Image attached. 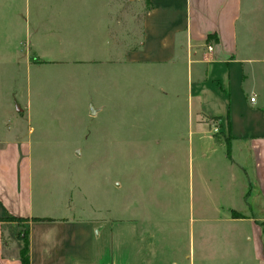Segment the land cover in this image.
<instances>
[{
	"label": "rangeland",
	"instance_id": "obj_1",
	"mask_svg": "<svg viewBox=\"0 0 264 264\" xmlns=\"http://www.w3.org/2000/svg\"><path fill=\"white\" fill-rule=\"evenodd\" d=\"M244 2L248 33L264 39V0ZM147 7L145 0H0V92L31 109L41 167L36 204L120 202L124 193L135 218L141 191L156 198L160 222H221L225 206L239 204L234 185L225 187L234 172L242 168L253 185L250 155L233 143L231 168L218 120L197 114L191 142L157 141L161 125L185 117L179 93L164 91L174 83L183 89L186 69L171 83L170 67L145 68V79L123 65L141 41ZM171 102L178 110L170 115Z\"/></svg>",
	"mask_w": 264,
	"mask_h": 264
},
{
	"label": "crops",
	"instance_id": "obj_2",
	"mask_svg": "<svg viewBox=\"0 0 264 264\" xmlns=\"http://www.w3.org/2000/svg\"><path fill=\"white\" fill-rule=\"evenodd\" d=\"M145 1L141 41L123 65L145 79V68L170 67L171 83L186 69L183 89L174 83L164 91L179 93L185 117L161 125L157 141L191 142L194 114L217 119L230 148L226 162L236 169L233 143L247 151L253 185L242 168L234 172L225 187L234 185L239 204L226 205L221 222H160L156 198L141 191L135 218L124 193L120 202L36 204L41 167L32 155L31 109L0 92V264H23V231L28 264H264V39L248 33L244 0ZM177 107L171 102L168 113Z\"/></svg>",
	"mask_w": 264,
	"mask_h": 264
},
{
	"label": "trees",
	"instance_id": "obj_3",
	"mask_svg": "<svg viewBox=\"0 0 264 264\" xmlns=\"http://www.w3.org/2000/svg\"><path fill=\"white\" fill-rule=\"evenodd\" d=\"M236 217V216H235ZM10 219H14L13 217H9ZM33 219L35 220H45V218H37V217H34ZM23 237H24V244H23V248H22V251H21V260H22V263L23 264H28V244H27V239L25 237L26 235V232L23 231Z\"/></svg>",
	"mask_w": 264,
	"mask_h": 264
},
{
	"label": "built area",
	"instance_id": "obj_4",
	"mask_svg": "<svg viewBox=\"0 0 264 264\" xmlns=\"http://www.w3.org/2000/svg\"><path fill=\"white\" fill-rule=\"evenodd\" d=\"M250 100H251V101H254V96L250 97Z\"/></svg>",
	"mask_w": 264,
	"mask_h": 264
}]
</instances>
